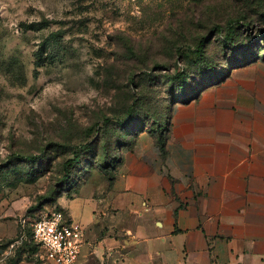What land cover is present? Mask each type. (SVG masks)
Instances as JSON below:
<instances>
[{"label": "rangeland", "instance_id": "374dc122", "mask_svg": "<svg viewBox=\"0 0 264 264\" xmlns=\"http://www.w3.org/2000/svg\"><path fill=\"white\" fill-rule=\"evenodd\" d=\"M229 24L253 47L264 0H0V264H42L21 223L53 208L64 160H83L69 182L107 180L96 160L118 156L129 126L166 123L184 96L174 77L189 92L206 80L200 62L223 66Z\"/></svg>", "mask_w": 264, "mask_h": 264}, {"label": "crops", "instance_id": "0c3cea01", "mask_svg": "<svg viewBox=\"0 0 264 264\" xmlns=\"http://www.w3.org/2000/svg\"><path fill=\"white\" fill-rule=\"evenodd\" d=\"M120 154L57 198L75 264H264V57L177 102L164 152L143 130Z\"/></svg>", "mask_w": 264, "mask_h": 264}, {"label": "trees", "instance_id": "16d2710c", "mask_svg": "<svg viewBox=\"0 0 264 264\" xmlns=\"http://www.w3.org/2000/svg\"><path fill=\"white\" fill-rule=\"evenodd\" d=\"M221 27L219 26L216 29V34L221 32ZM222 39V44L225 47L223 49L224 51V64L223 66L216 67L213 65L212 61H202L200 62V68L207 70V75L205 76V81L203 83H200L196 87H192L189 92L186 88L187 79L186 76H178L174 77L173 80V86L178 87V89H183L181 91L180 95L183 96L181 99H176L173 101V105L176 104V102H185L190 100L192 97L196 96L200 93V91L205 88L206 86L214 83H218L222 81L228 74L229 70L240 66L248 64L252 61H255L256 59L260 57H264V52L261 54L260 50H264V34L259 38V40L254 43L253 47H249V44L251 43L250 40H242L239 38V34H237L236 27H232L231 24H229L220 37ZM204 38L199 39V41L196 43V47L193 50V53L198 54L202 56L204 53ZM261 42H263V45H261ZM186 88V89H185ZM174 106H170V111L166 119V123H161L156 126V128H150L149 125H144L142 128H134L133 126H129V124L126 126L128 127V131H125L127 135H137L139 132L146 130L147 132L151 133L152 135H155L156 143L159 145L162 152H164L165 149V143L167 139V129L169 127V118L171 116V112L173 110ZM160 125V126H159ZM158 127V128H157ZM135 138V137H134ZM134 138L128 141H123L120 144V150L123 147L131 148L134 143ZM113 151L111 149L109 152L105 150V152L101 155L100 158L96 160V162L99 163V169L106 170L107 168H111L112 172L111 174L106 177L107 181H111L115 176V170L118 165V163L121 160V154L120 151L118 152V156L114 154H109ZM38 156L33 155H25V154H16L12 160H19V161H27L32 162L35 159H37ZM81 156L77 152L72 153V157H68L64 160L62 164L61 174H62V180L63 185L60 188V191L56 193L53 197L50 198L51 202H53V208L52 209H58L63 210L60 205L57 203L58 196L64 192L69 191L73 186H75L78 181L76 182H69L70 178L75 173V169H79L83 160L80 159ZM110 158V163H109ZM114 163H111V162ZM104 163V164H102ZM111 164V165H110ZM111 166V167H109ZM69 182V183H67ZM28 232L30 233V230L28 229Z\"/></svg>", "mask_w": 264, "mask_h": 264}, {"label": "built area", "instance_id": "2783aa9c", "mask_svg": "<svg viewBox=\"0 0 264 264\" xmlns=\"http://www.w3.org/2000/svg\"><path fill=\"white\" fill-rule=\"evenodd\" d=\"M21 226L23 230L28 226L31 238L39 245L42 264H75L84 230L64 211L41 210L28 221L23 219Z\"/></svg>", "mask_w": 264, "mask_h": 264}]
</instances>
